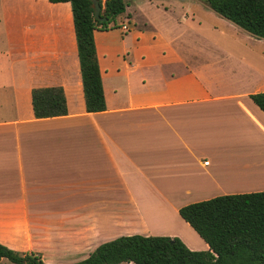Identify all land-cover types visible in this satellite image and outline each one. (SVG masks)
<instances>
[{"label": "crops", "instance_id": "obj_1", "mask_svg": "<svg viewBox=\"0 0 264 264\" xmlns=\"http://www.w3.org/2000/svg\"><path fill=\"white\" fill-rule=\"evenodd\" d=\"M0 11L1 244L47 264L131 235L209 251L180 209L264 192L252 173L264 172V112L250 97L264 93L263 38L206 0H133L129 24L94 33L106 110L89 113L71 4ZM49 87L68 115L36 119L32 92Z\"/></svg>", "mask_w": 264, "mask_h": 264}, {"label": "trees", "instance_id": "obj_2", "mask_svg": "<svg viewBox=\"0 0 264 264\" xmlns=\"http://www.w3.org/2000/svg\"><path fill=\"white\" fill-rule=\"evenodd\" d=\"M70 3L78 46L86 111L106 110L102 74L94 33L108 31L133 0H99L105 22L95 18L92 0H48ZM219 15L252 35L264 39V0H206ZM264 112V93L250 96ZM36 119L68 115L62 87L32 92ZM180 216L207 242L209 251H192L177 237L120 236L100 244L73 264H264V192L224 195L184 206ZM47 264L35 254H23L0 243V262ZM56 264V263H55Z\"/></svg>", "mask_w": 264, "mask_h": 264}, {"label": "rangeland", "instance_id": "obj_3", "mask_svg": "<svg viewBox=\"0 0 264 264\" xmlns=\"http://www.w3.org/2000/svg\"><path fill=\"white\" fill-rule=\"evenodd\" d=\"M102 13H103V10H102L101 14ZM1 16H2V13L0 11V19H1ZM123 22L129 24L128 20L125 21V20H123L122 17L121 18L117 17L115 20H113V23H114V25H116V27H120L123 24ZM0 264H14V263L10 262L8 259H2L1 262H0ZM122 264H127V263H122ZM132 264H134V263H132Z\"/></svg>", "mask_w": 264, "mask_h": 264}, {"label": "water", "instance_id": "obj_4", "mask_svg": "<svg viewBox=\"0 0 264 264\" xmlns=\"http://www.w3.org/2000/svg\"><path fill=\"white\" fill-rule=\"evenodd\" d=\"M92 1H93V7H94V11H95V18L97 20H101V21L105 22L107 20V18L101 16L102 6H101L99 0H92Z\"/></svg>", "mask_w": 264, "mask_h": 264}, {"label": "bare ground", "instance_id": "obj_5", "mask_svg": "<svg viewBox=\"0 0 264 264\" xmlns=\"http://www.w3.org/2000/svg\"><path fill=\"white\" fill-rule=\"evenodd\" d=\"M247 156H248V155H247ZM237 158H238V157H237ZM245 158H246V157H245ZM256 158H257V157H256ZM241 159H242V158H241ZM239 161H240V160H239ZM236 162H237V161H236ZM252 164H253V163H252ZM246 165H247V164H246ZM227 166H228V165H227ZM242 166H243V165H242ZM244 166H245V164H244ZM242 168H243V167H242ZM253 169H254V168H253ZM253 169H252V170H253ZM256 169H257V168H256ZM256 169H254V170H256ZM258 169H259V168H258ZM261 169H262V168H261ZM252 170L249 169V171H247L248 173H247L246 171H241V173H242V172L244 173V174H243L244 176H243V175H240V176L243 177V179H244L245 181H248V180H250V179H252V178H248L247 175L250 176V174H251V176H252V173H256V174H258V176H259V175H263V174H264V172L261 173L262 170L259 171V172H258V171H253V172L251 173L250 171H252ZM228 171H229V169H228ZM238 172H239V171H238ZM245 172L247 173V175H245V174H246ZM231 174H232V173H231ZM236 174H238V173H236ZM253 175H255V174H253ZM260 177H262V176H260ZM254 178H255V177H254ZM257 178H259V177H257ZM233 179H234V178H233ZM237 179L240 180L241 178H237ZM255 179H256V178H255ZM255 179H253V180L255 181ZM234 180H235V179H234ZM239 180H237V181H239Z\"/></svg>", "mask_w": 264, "mask_h": 264}, {"label": "built area", "instance_id": "obj_6", "mask_svg": "<svg viewBox=\"0 0 264 264\" xmlns=\"http://www.w3.org/2000/svg\"><path fill=\"white\" fill-rule=\"evenodd\" d=\"M123 29H124V30H127V26L124 25V26H123Z\"/></svg>", "mask_w": 264, "mask_h": 264}]
</instances>
